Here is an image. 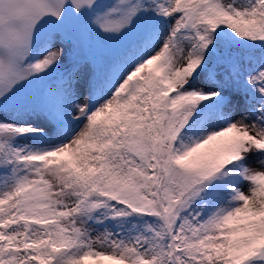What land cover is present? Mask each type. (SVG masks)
Instances as JSON below:
<instances>
[{"label": "snow or ice", "instance_id": "1", "mask_svg": "<svg viewBox=\"0 0 264 264\" xmlns=\"http://www.w3.org/2000/svg\"><path fill=\"white\" fill-rule=\"evenodd\" d=\"M0 264H264V0H0Z\"/></svg>", "mask_w": 264, "mask_h": 264}]
</instances>
